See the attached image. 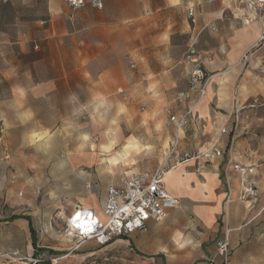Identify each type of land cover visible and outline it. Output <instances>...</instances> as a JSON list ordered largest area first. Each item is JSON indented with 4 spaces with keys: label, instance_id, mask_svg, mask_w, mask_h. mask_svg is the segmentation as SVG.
I'll return each instance as SVG.
<instances>
[{
    "label": "crops",
    "instance_id": "crops-1",
    "mask_svg": "<svg viewBox=\"0 0 264 264\" xmlns=\"http://www.w3.org/2000/svg\"><path fill=\"white\" fill-rule=\"evenodd\" d=\"M218 1L104 0L101 9L90 3L74 9L65 0H0V80L4 83V90L0 88V110L3 109L0 118L5 117L17 125L35 124L44 128L67 123L64 110L91 109L93 102H99L102 109L121 113H138L143 106L153 119L159 114L165 128L172 132L169 146L176 132L171 114L179 117L190 112L191 121L179 134L181 156L189 153L182 148L183 138L192 136L196 126L203 134L209 127L214 128L208 143H212V148L222 149L223 154L210 159L212 163L205 174L203 159L195 161L194 167L190 166V160L174 165L165 176L168 191L184 202H193L194 196L186 198L193 194V181H199L202 186L208 183V190L212 189L209 193L220 201L197 211L201 217L210 219L226 211L227 186L235 197L241 194L243 175L235 169L240 164L253 169L247 176L254 182L257 194L255 211L244 225L264 221V118H251L246 122L243 118L240 122L239 116L236 120V109L241 110L248 101L252 104L244 86H236V76L234 85L225 84L227 78L235 74L238 57L231 55L214 63L213 55L220 54L221 49L218 42L210 41L212 30H217L214 21L223 17L226 9H231L236 18L242 17L245 10L232 2L229 5L226 0L220 1L225 4L220 8ZM191 7L194 17L189 14ZM246 18L239 30L243 42L235 44L234 48L239 52L248 50L251 40L247 35L253 34L246 29L250 28L245 23ZM191 53L194 59L201 60L208 78L202 98L198 91H190L193 62L188 55ZM131 61L135 62V67H131ZM219 67H227V71L218 72ZM187 92L189 96L185 95ZM223 128L228 131L223 132ZM234 140L235 145L232 143L227 149ZM77 158L78 161L93 159L90 154ZM65 163L71 165V159ZM25 170L24 167L20 173ZM198 172L204 174V178L199 177ZM130 176L109 184H121ZM22 183L20 180L19 188ZM17 188L12 189L14 193ZM89 188H92L91 183ZM194 193L200 195L196 190ZM106 195L107 188L100 207ZM95 204L88 201L78 205L97 212ZM173 209L163 221L147 222L146 230L155 238L154 255L170 248L168 240L177 230ZM230 210L229 206V216ZM17 220L23 223L28 237L30 220L14 216L13 223ZM2 223L6 225L10 221L3 218ZM10 228L0 226V238L7 240L0 245V254L12 247ZM160 228L167 239H160L157 232ZM235 229L234 225L228 226L231 232ZM138 234L139 231H135L130 235ZM28 249L35 254L32 232Z\"/></svg>",
    "mask_w": 264,
    "mask_h": 264
},
{
    "label": "rangeland",
    "instance_id": "rangeland-1",
    "mask_svg": "<svg viewBox=\"0 0 264 264\" xmlns=\"http://www.w3.org/2000/svg\"><path fill=\"white\" fill-rule=\"evenodd\" d=\"M220 1L219 7H225ZM231 2L244 9L240 2ZM247 15L245 10L242 17L236 18L231 9H226L223 17L214 21L217 30L210 34V41L218 42L221 49L220 54L213 55L214 63L231 55L238 57L235 74L230 75L225 84L234 85L236 76V86H244V94L250 96L252 103L255 98L259 99L256 106L249 105L248 101L240 110V122L243 118L244 122L264 118V49L256 45L264 23V8L258 9V31L248 29L253 32L247 35L251 40L248 50L239 52L234 48L235 44L243 42L239 30L244 26V17L249 18ZM217 70L227 71V67ZM3 84L0 80V88L4 90ZM99 104L93 102L91 109L64 110L67 123L44 128L35 124L17 125L5 117L0 118V222L3 218L10 221L0 226H11L12 233V247L0 254V264H26L29 256L49 260L51 264H264V229L261 232L264 221L244 225L255 211L257 195L245 196L243 187L241 194L235 197L227 186L226 211L206 219L199 215L197 208L220 200L209 193L212 189L208 190V183L202 186L197 180L193 181V194L186 197L194 196L193 202H184L181 198L178 207L172 210L177 230L168 240L170 248L165 253H152L155 238L147 230H140L136 236L116 237L106 244L96 240L79 242L72 237L68 223L74 207L88 201L96 203L97 215L106 221L107 215L100 206L109 182L158 169L172 133L165 128L159 114H155V120L143 106L138 113H121L102 109ZM196 127L192 136L182 141V148L189 151V157L182 155L179 162L170 161L169 170L186 160L194 167L195 161L203 159L206 167L203 173L208 171L210 159L216 158L206 153L208 147L210 150L213 147L208 142L212 140L214 128H206L203 134ZM198 130L200 133L195 135ZM232 143L235 145V140L227 149ZM108 144L110 149L105 148ZM84 154H90L93 159L78 161L77 157ZM69 159L71 165L65 163ZM24 167L25 172L20 173ZM198 174L204 178V174ZM20 180L23 181L21 188ZM15 186L17 193L12 190ZM195 190L200 195H194ZM14 216L30 217L40 245L37 255L28 249L30 230L26 237L23 223L18 220L13 223ZM230 225L236 227L232 232L228 230ZM157 232L161 240L167 239L163 229ZM226 236L230 248L228 255L223 256L218 253L217 242ZM4 241L7 242L0 238V245Z\"/></svg>",
    "mask_w": 264,
    "mask_h": 264
},
{
    "label": "built area",
    "instance_id": "built-area-1",
    "mask_svg": "<svg viewBox=\"0 0 264 264\" xmlns=\"http://www.w3.org/2000/svg\"><path fill=\"white\" fill-rule=\"evenodd\" d=\"M5 2L7 0H4ZM67 4L74 8H82L90 3L96 8H103L104 0H65ZM213 2L215 0H204ZM244 5V8L255 9L258 11L264 8V0H236ZM223 2V0H222ZM194 8H190L189 14L194 17ZM194 20V19H193ZM264 24V23H263ZM256 45L264 48V28L261 30ZM193 62V71L191 74L190 91H198L199 97L205 95L208 78L206 77L203 64L199 58L194 59V54L188 55ZM247 58V55H245ZM131 67H135V62L131 61ZM189 96V92L185 93ZM258 98H255L251 106H256ZM240 109H236V120L239 119ZM182 116L171 114V123L175 124L176 132L168 148L163 152V162L153 172H138L132 174L121 184L110 183L107 187V195L103 200L102 208L107 215L104 221L97 215L93 208L77 206L71 213L68 223L69 234L76 238L79 242L88 240H96L99 244H106L116 237L127 236L135 231L146 230L147 222L154 220L156 222L163 221L169 213V210L178 207L180 199L172 195L165 183V176L169 171V162L174 159L180 161L181 154L179 152L180 132L182 128L191 120L189 114ZM223 132H227L228 128H223ZM208 157L215 158L223 154L222 149L214 147L206 152ZM185 156L189 157V153ZM235 169L242 173L243 187L245 196L257 195L254 188V182L248 180L247 174L253 171L240 164ZM245 183V185H244ZM244 196V195H243ZM218 253L227 256L229 253L230 242L228 237L221 238L217 242ZM38 257L29 256L28 263L36 262Z\"/></svg>",
    "mask_w": 264,
    "mask_h": 264
},
{
    "label": "bare ground",
    "instance_id": "bare-ground-1",
    "mask_svg": "<svg viewBox=\"0 0 264 264\" xmlns=\"http://www.w3.org/2000/svg\"><path fill=\"white\" fill-rule=\"evenodd\" d=\"M227 2H228V4L229 5H231V0H226ZM243 10H246L247 11V13L249 14V18H246V20H245V23H248L249 24V26H250V28L252 29V31H256L257 29H256V27H255V23H256V20L258 19V11L257 10H255V9H250V8H244ZM237 15H238V13H237ZM236 16V15H235ZM260 22H262V21H260ZM264 28V24L262 25V29ZM247 30L249 29V27L248 28H246ZM261 29V30H262ZM261 32V31H260ZM260 49H262V48H260ZM264 49V48H263ZM257 51H259V50H257ZM246 55V53L244 54V56ZM247 58H249V55L247 54ZM239 106H241V103L239 104ZM240 109V108H239ZM105 148L106 149H110V145L108 144V145H106L105 146ZM169 172V171H168ZM167 172V173H168ZM167 175V174H166ZM26 264H29L28 262L26 263Z\"/></svg>",
    "mask_w": 264,
    "mask_h": 264
},
{
    "label": "trees",
    "instance_id": "trees-1",
    "mask_svg": "<svg viewBox=\"0 0 264 264\" xmlns=\"http://www.w3.org/2000/svg\"><path fill=\"white\" fill-rule=\"evenodd\" d=\"M26 218L30 220V217L26 216ZM31 232H32V243H33V246L36 250L35 255H37L38 251L40 250V246H38L36 232L32 226V223H31ZM31 264H51V262L49 260H43L41 258H38V260L36 262H32Z\"/></svg>",
    "mask_w": 264,
    "mask_h": 264
}]
</instances>
